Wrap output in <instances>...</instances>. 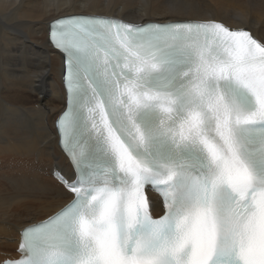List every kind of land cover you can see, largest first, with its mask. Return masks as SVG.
<instances>
[{"label":"snow or ice","instance_id":"snow-or-ice-1","mask_svg":"<svg viewBox=\"0 0 264 264\" xmlns=\"http://www.w3.org/2000/svg\"><path fill=\"white\" fill-rule=\"evenodd\" d=\"M49 39L72 198L2 264H264V39L97 15Z\"/></svg>","mask_w":264,"mask_h":264},{"label":"bare ground","instance_id":"bare-ground-1","mask_svg":"<svg viewBox=\"0 0 264 264\" xmlns=\"http://www.w3.org/2000/svg\"><path fill=\"white\" fill-rule=\"evenodd\" d=\"M87 13L130 22L215 20L264 39V0H0V250L72 196L52 176L69 164L55 121L65 103L63 61L50 21ZM2 259L0 255V260Z\"/></svg>","mask_w":264,"mask_h":264}]
</instances>
